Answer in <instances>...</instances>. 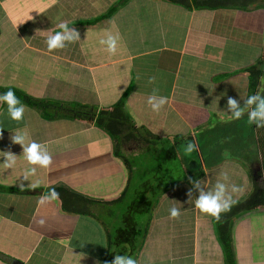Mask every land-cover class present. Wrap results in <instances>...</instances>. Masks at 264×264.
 I'll return each instance as SVG.
<instances>
[{
    "label": "crops",
    "instance_id": "obj_1",
    "mask_svg": "<svg viewBox=\"0 0 264 264\" xmlns=\"http://www.w3.org/2000/svg\"><path fill=\"white\" fill-rule=\"evenodd\" d=\"M257 9L264 13V7L188 8L170 0H0V88L16 87L45 96L47 86L53 87L55 81L64 82L73 92L74 101L99 109L109 108L129 88L126 108L138 127L143 125L170 141H176L174 135H182L180 140L184 144L187 143L184 139L192 136L198 152L194 135L200 125L205 127L208 123L219 128L216 138L233 128L235 132L229 142L226 137H219L224 144L227 142L229 150H239L227 160L237 162L241 157L252 166L258 161V154L261 156L264 140L260 139V144H233L249 136L250 123L247 111L239 120L232 119L225 105L228 97L243 104L259 88L263 90L259 93L264 94L261 78L256 91L249 90L245 71L264 56L260 47L264 43V29L259 33L249 23L253 22ZM260 17L257 24L264 28V14ZM60 22L75 28L80 39L49 50L46 37L59 31ZM12 32L16 38L12 37L9 45L5 40ZM107 33L120 36L117 52L112 55L99 43ZM240 38L251 44L244 48L250 49L243 57L245 60L234 55ZM263 64L260 67L264 69ZM153 89L167 97V103L158 112L147 104ZM24 106L23 118L16 121L7 116L6 105L0 102V161L6 151L16 157L11 168L0 162V264H31L42 242L54 244L55 249L50 256L44 254L39 264H103L106 230L99 226L100 230L96 231L95 220L89 217L82 216L86 219L82 222H79L81 217H74L78 218L74 222L71 215L58 208V200L43 204L38 200L52 186L65 184L90 195L94 193V198L111 205L118 195L105 198V193L110 195L123 186L119 187L118 183L123 180L125 183L120 169L113 176L106 170L93 168L92 175L90 172L75 181L73 174L74 169L90 161L114 157L111 137L87 121L65 118L46 121L36 110ZM217 116L230 126L221 129L218 121L213 120ZM15 133L24 135L25 144L31 141L43 144L51 156L50 164L30 165L24 159L22 145L12 140ZM181 152L180 158L184 151ZM115 159L124 170L123 160ZM29 167L36 168L35 174L22 179V172ZM221 168L219 164L204 169L198 178L206 191L220 179L212 174L219 173ZM244 171L232 164L224 181L229 186L239 182L246 186L240 193L232 194V202L252 189L256 174L252 169ZM235 172L242 178L240 181H235ZM183 184L160 197L164 203L158 201L153 209L147 232L132 255L137 264H225L212 216L201 213L188 201V189H192L193 198L198 191L188 180ZM160 205L165 206L158 211ZM173 206L180 210L177 221L169 214ZM260 208L245 212L229 224L236 264H264V225L257 228L253 222V215L264 216L259 214L264 212ZM189 218L192 222L186 226L184 220Z\"/></svg>",
    "mask_w": 264,
    "mask_h": 264
},
{
    "label": "trees",
    "instance_id": "obj_2",
    "mask_svg": "<svg viewBox=\"0 0 264 264\" xmlns=\"http://www.w3.org/2000/svg\"><path fill=\"white\" fill-rule=\"evenodd\" d=\"M170 1L183 4L188 8H221L230 6L240 7L246 10L252 6L257 7L261 3H264V0ZM263 57L257 61V64H252L245 69L249 76L250 91H256L260 84V78L263 76L264 69L259 67V64L264 62ZM7 88L9 87L0 88V92L6 91ZM11 88L23 104L36 110L41 118L46 121L63 118L79 121L84 120L94 124V126L99 127V129L106 131L110 135L114 143V148L111 152L115 158L123 160L122 166L127 173L125 183L121 187L120 194L114 202H118V199L126 202L130 196L132 198L129 202L124 203V206L127 207L124 213L126 223L116 227L114 232L106 228V260L109 259L111 261L114 252L123 254L119 249H125V246H119L123 243L130 245L132 241L133 244L130 245L132 249L129 251V254L131 256L134 255L140 244V241L135 243L134 239L137 237L141 239L147 232L151 213L157 206L160 197L171 190H175V188H181L178 186L184 185L183 183L188 180V177H193V179L200 178L204 174V169L215 168L223 161L222 158H214V160L207 159L210 150L214 149L215 142H217L214 138L219 131V128H215L212 124L210 126L208 124V127L200 125L196 131L197 133L194 135L200 149V152L195 150L192 153L196 155V161L192 157V154L189 156L185 152H183L182 158L178 156L179 151L182 154L181 151L183 150L177 141V135H174L177 142L175 140L170 141L166 137L162 138L159 134L151 133L143 125L138 127L134 117L126 108V97L130 91L129 88L113 105L109 108L101 109L95 105L74 101V99L66 100L51 96L33 95L20 88ZM220 128L223 129L224 127L221 126ZM145 133L149 134L146 135ZM220 136L225 137L222 134ZM179 137L181 139L183 136L179 135ZM184 140L188 142L189 140H193V137L188 136ZM129 141L131 142L128 143ZM127 143H134L135 145L138 143V153L133 155L127 154L128 148L124 151V145ZM204 144H207L210 149H206ZM260 150L261 153H264V148H260ZM262 164V170L252 179V189L245 198L243 200L233 201L228 210L220 213L219 219L211 217L216 228L215 231L218 235V240L224 251L225 264H236L232 245L231 227L229 225L232 219H235L236 216L244 212L254 211L264 206V180L262 181L263 183L258 180V177H264V158ZM51 188H55L59 193L57 200L60 210L64 213L74 215V217L85 216L96 219L97 217L100 218V212L103 210V207H106V212H110L107 209L110 205L108 202L94 198L88 192L77 188L73 189L65 184H58ZM48 190H46V193Z\"/></svg>",
    "mask_w": 264,
    "mask_h": 264
},
{
    "label": "clouds",
    "instance_id": "obj_3",
    "mask_svg": "<svg viewBox=\"0 0 264 264\" xmlns=\"http://www.w3.org/2000/svg\"><path fill=\"white\" fill-rule=\"evenodd\" d=\"M57 27L59 31H55L46 37V45L49 50L63 48L65 42H74L80 39L78 31L70 27L65 22H60ZM120 40L119 33H107L100 40L99 43L105 46V50L110 54H115L118 49V41ZM149 77V81H151ZM0 102L6 105L5 112L7 116L16 121H20L23 118L25 111L24 104L16 96L11 87L6 91L0 92ZM167 103V97L157 94V91L153 89L152 94L147 98V104L151 107L152 111L158 112ZM226 111L230 113L232 119L239 120L247 111V121L250 124H254L257 127L264 126V95L260 93H253L248 95L243 104L239 99L228 97L225 105ZM14 142H18L22 145L24 159L30 165H39L41 167H47L51 162V156L46 147L36 141H31L27 144L24 143L25 137L21 133H15L12 136ZM197 149V143L194 140H189L183 151L186 154L193 153ZM3 161L5 168H11L15 165L16 157L10 151H6ZM36 168L29 167L21 174L22 179H27L29 176L35 174ZM221 179H217L208 190L202 186L201 181L188 177L189 183L197 189L198 195L193 198L192 189L189 188L187 192L188 201H192L194 207L201 213L208 214L212 217L219 219L220 213L228 210L232 203V193L238 192L239 186L236 184L226 185L224 182L227 180V174L221 173ZM35 187V185H33ZM230 187V191H229ZM20 188L23 189V184H20ZM59 197V193L55 188H49L48 192L39 197L38 203H45L47 201L56 200ZM169 214L172 217H176L180 214V210L176 207L169 209ZM106 264H137V260L131 255L119 254L114 252L113 259Z\"/></svg>",
    "mask_w": 264,
    "mask_h": 264
},
{
    "label": "rangeland",
    "instance_id": "obj_4",
    "mask_svg": "<svg viewBox=\"0 0 264 264\" xmlns=\"http://www.w3.org/2000/svg\"><path fill=\"white\" fill-rule=\"evenodd\" d=\"M48 1H50V0H48ZM259 7H264V4L262 3V4L257 6V8H259ZM149 8H155V7H149ZM263 14L264 13H261V9L255 10L254 11V15H253V19L254 20H253V22H249V23L253 24L254 27H256V31L259 32V33L264 29V28H261V23H260V26L257 24L259 22V19H262L260 16L263 15ZM262 26H263V24H262ZM12 37L16 38V34L14 32H12L11 36H9L8 40H5V41H8L9 45H11L9 42L13 41ZM243 39L244 38H240L239 39L241 42H240V44H239V46L237 48L238 51L236 53H234L235 56H240V58H243L247 53L250 52V49L249 50H245L244 48L249 47L251 44L249 42H247V41H242ZM260 47L262 48V50H264V43L260 44ZM230 55H228V56H230ZM243 60H245V59L243 58ZM260 66H262V64H259V67ZM67 73L69 74V71H67ZM261 79H262L261 81L264 83V76L261 77ZM48 82H50V81L48 80ZM58 84L59 83H57L55 81V83L52 84L53 87H51L53 89H51V88H49L47 86V92H46L45 96L46 95L47 96H51V97L55 96V97L61 98V99H73L72 95H71V94H73V92L70 91V88H67L68 87L67 83L63 82L62 84L61 83L59 85ZM55 87H56V89H54ZM34 90L38 91V88H35ZM41 90H42V87H41ZM260 91L262 92L263 90L259 88L258 89V93ZM35 93H37V92L36 91L32 92L33 95ZM213 120L218 121V124L220 126H224V125L230 126L227 121H224V120L220 119L219 116H217V120L215 118H213ZM95 127L97 129L99 128L97 126H95ZM205 127H208V123H205ZM248 128H253V130H250V132H252V134L250 132H247V134H249V136L247 138L243 137V139H241L239 142H237V143L236 142L235 143L232 142V143L235 144V145L242 144V143H247V142L248 143L255 142L257 144H260L259 140L260 139L264 140V128L262 129V128L257 127V126L256 127L255 126L252 127L251 124H249ZM260 129H262V131L258 132V130H260ZM231 130H232V132L230 133ZM231 130L229 132L225 131V133L222 134V135H226L225 137L228 139L227 142H229V139L232 138L233 135H234L233 132H235V131L233 130V128ZM176 138H177V141L180 143L181 149L183 150L186 144H183V142L180 140L179 137H176ZM214 139L217 142H215L214 149L210 150V152L208 153L207 159H212V160H214V158H216V159L222 158L223 159L224 157H226V159H224V161H222L220 163L222 165L221 171L219 173H213L212 174L213 177H216V176L219 175V178L221 179L222 177H221L220 174L222 172L226 173L227 177H229V175H230L229 174V169L232 166V164L239 165L241 168H243V170H245L244 172H248V170L252 169L253 170L252 173L256 174V175L259 172L258 170H262L261 164H262V161H263V158H264V154L261 153V156H260V154H258V158L259 159L252 166H250L249 162L245 158H241V157L238 158L237 162H231V161H229V159L227 160V158L233 156L234 155V151L238 150V148L234 149V151H231L233 149L229 150L227 148V142L225 143L226 144L225 145L221 139L216 138V137ZM239 146H241V145H239ZM137 147H139L138 143L136 145L134 143L133 144H127V147H126V148H128L127 154H132L133 155L135 153H138L139 148H137ZM204 147L206 149H208V150L210 149V147L207 144H204ZM215 147H216V149H215ZM191 154L192 153H190L188 155L190 156ZM192 157L194 158L195 161L197 160L196 155L192 154ZM198 157H199V155H198ZM90 162H89V164L86 163V164H84V166H81L80 168H77V170L79 172H77V170L74 169V171H75V172H73L74 181L77 179V177H85V175L89 174L90 172H91V175H92L93 171L95 169H97V168L103 169L104 171L106 170L107 172H110V174H112L113 176H115V173H117L119 171V169H120V174L121 175H125L126 176V174H127L126 170H121V167H120L119 163L111 155L107 156L106 159H104V160H101V161L95 160L94 162H92V161H90ZM115 166L119 167V168L115 169ZM74 167H76V165H74ZM93 168H95V169H93ZM239 173H241L240 169H239ZM252 173L250 172V177L253 176ZM238 175H239L238 173H236V172L234 173L235 181H240L242 179L241 177H238ZM108 177H111V176H108ZM258 180H259V182L263 183L262 182L263 180H262L261 176L258 177ZM239 183H237L238 186H239V189H240L238 191V193L243 191V189L246 187L245 185L243 186V184H239ZM104 184L105 183H103V185ZM118 184H119V187L124 185V180L121 183H118ZM87 185H89V184H87ZM120 190H121V188L119 190H117L116 192H112V194H110V195L105 193V198H109L110 196H112V198H113L116 195H119L118 193L120 192ZM180 193L182 194L183 191H180ZM232 194H236V192L232 193ZM93 195H94V193H93ZM245 196L243 198L239 199V200H243L245 198ZM131 198H132V196H130L126 200V202H129ZM162 199L163 198H160L159 201H161ZM56 202H57V199H56ZM126 202H124V200L120 201L119 199H118V202H111L112 204L107 207L108 211H110L111 214H110V212H106V207H103V210L100 212L101 213L100 218L97 217L98 219L97 218L93 219V220H95L94 221V228H96V231L100 230L98 228L100 226L103 230H106V228H109V230L114 232L116 227L122 226L123 224H125L126 221H125V214L124 213L126 212L127 207L124 206L125 205L124 203H126ZM164 206L165 205L158 206V211H161L162 207H164ZM177 206L180 207L181 205H177ZM59 207L60 206H58V208ZM259 210L264 211V206L261 207ZM58 211L60 212V210H58ZM100 213H98V214H100ZM243 214H245V212L240 214V215H238V216H236V217L238 218V217H240ZM259 214H263L264 215V212L259 213ZM153 215H155V213H153ZM70 217L72 218V219L71 218L70 219L74 220V222H76V220L79 218L78 217L77 219H74V215H71ZM81 218H82V220L80 219L79 222H82L83 220H86L85 217H81ZM253 218H254V221L253 220L252 221L257 225V228L263 227V225H264V216H257V214H255V215H253ZM174 220L177 221V217H175ZM232 220L234 222L236 219H232ZM250 220H251V218H250ZM190 222H192V219H190V218L184 220V223H185L186 226L191 224ZM259 236H260V232L257 234V237H259ZM137 241L138 242L140 241V237H137V238L134 239L135 243H137ZM122 246H125V249L124 248H120L119 251L123 252V254L131 255V254H129L130 253L129 251H131L132 247L130 245L126 244V243L121 244L119 247H122ZM54 249H55V245L54 244H48V243L45 244V243L42 242L41 245L39 246V248L37 249L34 257H32V260H31L32 262L30 261L31 264H39V263H41L40 258L44 254L49 255V256H50V254L52 255V250H54ZM108 261H110V260L109 259L106 260V256H104L103 257V261H102L103 264H106V262H108Z\"/></svg>",
    "mask_w": 264,
    "mask_h": 264
}]
</instances>
